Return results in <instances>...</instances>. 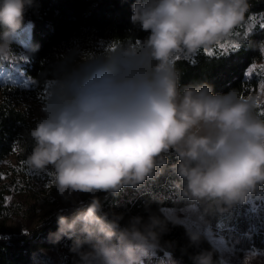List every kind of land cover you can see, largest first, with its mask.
Wrapping results in <instances>:
<instances>
[{
	"label": "clouds",
	"instance_id": "clouds-1",
	"mask_svg": "<svg viewBox=\"0 0 264 264\" xmlns=\"http://www.w3.org/2000/svg\"><path fill=\"white\" fill-rule=\"evenodd\" d=\"M251 2L134 0L130 23L145 38L60 55L47 81L42 116L27 133L31 152L23 164L30 172H48L45 191L54 188L66 203H76L73 194H89L72 215L58 211L57 229L48 234L53 244L71 240L76 264H142L145 254L174 247L161 239L169 224L182 223L173 214L162 218L146 203V217L130 216L122 225L125 213L103 211L97 193L116 196L171 173L177 198L198 208L194 228L186 230L193 248L207 237L212 217L260 197L264 116L256 97L241 98L237 89L214 93L197 81L181 85L176 67L179 59L191 61L227 38L246 21ZM33 3L0 0V64L15 56L13 36ZM214 251L201 249L189 259L218 264Z\"/></svg>",
	"mask_w": 264,
	"mask_h": 264
},
{
	"label": "trees",
	"instance_id": "trees-1",
	"mask_svg": "<svg viewBox=\"0 0 264 264\" xmlns=\"http://www.w3.org/2000/svg\"><path fill=\"white\" fill-rule=\"evenodd\" d=\"M133 2L134 0H34L33 5L27 8L21 26L30 23L29 44L24 48L27 58V63L22 66L24 75L38 90L43 89L45 83L52 79L60 55L70 50L73 42L114 40L111 45L114 47L119 40L145 38L147 33L133 28L130 23ZM252 15L261 16V22L246 33V22ZM245 19L237 27H240V32L236 48L227 52L214 48V55L211 56L203 50L193 56L191 61H177L181 85L193 81L208 83L214 93H227L231 89H237L241 98H247L255 92L260 78H248L246 72L263 55L261 49L264 46H257L264 42V27L260 26L264 22V0H252ZM36 45L39 46L38 51H30ZM19 94V90L13 92V101H0V161L13 155L16 160L14 172L18 177L41 181L48 178L46 172H30L23 164L24 158L31 152L27 133L35 127L38 118L17 108ZM257 111L259 115L264 113V99ZM168 160L169 164H173L176 157L170 155ZM173 179L176 177L166 172L155 182H146L139 189L125 187L116 196L106 193L97 195L102 202L103 211L125 213L122 225L130 216L146 217V203L162 218L164 209L196 207L192 202L177 198L171 185ZM259 191V198L256 195L250 196L229 214L212 217L207 224L238 254L247 250H264V189ZM88 200L89 194H86L82 204L60 212L70 216ZM57 212L50 214L28 234L0 238V264H76L77 258L69 251L71 240L62 238L59 243L53 244L48 238V234L57 229ZM7 214L6 209L0 206V215L7 217ZM186 230L188 229L182 224H169V231L162 236L161 243L172 242L174 247L144 256L142 264H171V261H175V264H192L189 257L201 249H214L213 259L221 264L218 251L206 238L201 241L199 248L189 247ZM183 249L186 251H182ZM44 251H54L57 255L49 257ZM169 252L171 261L167 255Z\"/></svg>",
	"mask_w": 264,
	"mask_h": 264
},
{
	"label": "rangeland",
	"instance_id": "rangeland-1",
	"mask_svg": "<svg viewBox=\"0 0 264 264\" xmlns=\"http://www.w3.org/2000/svg\"><path fill=\"white\" fill-rule=\"evenodd\" d=\"M260 22L261 16L252 15L246 22V33L250 32ZM239 28H236L227 38L218 41L215 46L207 50L213 52L215 48L221 52H227L234 49L230 46L238 45ZM29 37L30 23L28 22L17 30L13 36L11 48L15 56L9 58L11 62L6 61L0 64V101H13V92L19 90L20 94L19 103L16 105L17 108L33 118H40L42 116L41 108L47 96V82L43 86V89L38 90L33 85V82L24 75L22 66L27 63L24 48L29 44ZM106 43L102 40L94 39L75 41L72 43L70 49L95 50L101 44ZM221 43L228 47L221 49ZM255 64L257 65V70L247 77L251 78L256 76L260 78L255 92L250 95L256 97L257 107H259L263 102L261 97H263L264 91H261L260 83L262 78H264V74H261L258 69L260 64H264V53L261 60ZM15 161L13 155L0 161V176H2L0 178V206L6 209V213H8L7 217L0 215V238L7 239L12 236L28 234L53 212L75 207L85 201L86 193L73 194L76 201L75 204L63 201L54 188L47 194L45 185L50 180L48 172H46L48 178L41 181L23 179L18 177L14 172ZM197 212L198 209L194 206L163 210L164 215L173 214L177 216L182 221L181 224L188 230L194 228L193 221L195 220V213ZM206 230L208 233L206 239L218 251L221 264H242L246 256L252 258L251 264H264V250H247L238 254L226 240L218 236L208 225ZM201 231L203 233L204 229ZM44 252L49 257L57 255V252L54 251ZM151 253L149 252L144 256Z\"/></svg>",
	"mask_w": 264,
	"mask_h": 264
},
{
	"label": "snow or ice",
	"instance_id": "snow-or-ice-1",
	"mask_svg": "<svg viewBox=\"0 0 264 264\" xmlns=\"http://www.w3.org/2000/svg\"><path fill=\"white\" fill-rule=\"evenodd\" d=\"M260 26H261V27H264V22H262V23L260 24ZM237 46H238V45H231L230 47H232V48H236ZM225 47H228V46L224 45L223 43L220 44V48H221V49H224ZM261 51H262V53H264V48H262ZM205 53H206L207 55H210V56H211V55H214V52H212V51H208L207 49L205 50ZM256 70H257V65H256V64H252V65L248 68V70H247V72H246V76H248V75H250V74H253L254 71H256ZM258 70H259V72H260L261 74H264V64H260ZM260 88H261V91H264V80H261ZM260 115H264V113H260ZM13 150L15 151L16 149L14 148ZM0 178H2V176H0Z\"/></svg>",
	"mask_w": 264,
	"mask_h": 264
}]
</instances>
